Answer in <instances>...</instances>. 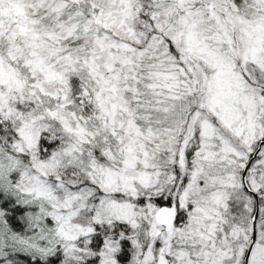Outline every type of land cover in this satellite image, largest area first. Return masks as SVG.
Wrapping results in <instances>:
<instances>
[{"label": "snow or ice", "instance_id": "snow-or-ice-1", "mask_svg": "<svg viewBox=\"0 0 264 264\" xmlns=\"http://www.w3.org/2000/svg\"><path fill=\"white\" fill-rule=\"evenodd\" d=\"M0 264H264V0H0Z\"/></svg>", "mask_w": 264, "mask_h": 264}]
</instances>
